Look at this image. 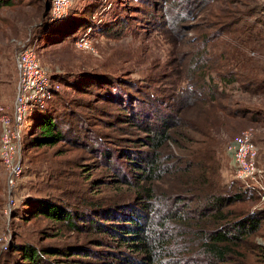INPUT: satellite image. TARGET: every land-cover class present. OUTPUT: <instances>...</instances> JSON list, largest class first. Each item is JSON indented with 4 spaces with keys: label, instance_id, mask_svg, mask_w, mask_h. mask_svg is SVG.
<instances>
[{
    "label": "rangeland",
    "instance_id": "obj_1",
    "mask_svg": "<svg viewBox=\"0 0 264 264\" xmlns=\"http://www.w3.org/2000/svg\"><path fill=\"white\" fill-rule=\"evenodd\" d=\"M14 3L0 8V106L11 109L13 105L15 59L25 44L35 50L49 76L57 78L52 80L53 96L37 107H53L62 117L76 113L78 121L99 137L101 146L116 147V143L142 133L112 117L120 112L117 102L139 98L167 100L185 84L182 80L187 64L205 51L201 64L207 60L205 71L211 73L213 80L206 75L205 79L210 80L204 81L209 83L207 86L218 84V91L222 89L228 95L229 98L219 100V109L226 110L195 103L178 115V130L203 139L201 147L213 148L222 184L235 182L241 189L245 187L257 194L258 200H248L240 206L264 207V91L244 90L248 83L264 81V0H74L58 15L51 13L50 3L45 23L38 9L40 0ZM77 20L87 24L64 37L71 21ZM107 28L112 31L107 33ZM116 31L117 35L111 34ZM205 33L207 43L198 42ZM82 36L88 40L87 46L77 44ZM221 54L224 55L219 58ZM188 66L193 70L195 63ZM228 70H234L238 80L223 86L216 71ZM200 73L195 71L197 76ZM85 74L98 75V80H90ZM101 108L110 115H103ZM236 108L241 109L243 118L226 115ZM39 111L35 108L27 113L22 123L24 133L29 132ZM244 131L252 133L258 147V167L263 175L258 184L242 182L234 176L227 151L228 145ZM97 151L63 141L28 148L23 154L24 168L14 190L11 214L4 211L8 199L5 169L0 163V264L10 261V245L24 241L59 248L82 246L90 252L111 249L129 256L137 254L112 244L98 246L93 240L98 237L96 234L76 232L42 216L27 221L18 217L24 201L33 196L80 207L81 202L127 192L114 169L106 168L100 161ZM123 169L129 171L125 165ZM256 239L264 242V232ZM76 257L74 261L94 264L90 256Z\"/></svg>",
    "mask_w": 264,
    "mask_h": 264
},
{
    "label": "trees",
    "instance_id": "obj_2",
    "mask_svg": "<svg viewBox=\"0 0 264 264\" xmlns=\"http://www.w3.org/2000/svg\"><path fill=\"white\" fill-rule=\"evenodd\" d=\"M14 2L0 0V8ZM50 3L51 0H40L38 9L44 23ZM84 24L87 22L71 21L63 36H69V31L72 33ZM105 31L109 33L112 29ZM207 38V33L202 34L198 42L207 43ZM203 53L195 55L187 64L182 80L185 84L176 88L167 100L139 98L117 102L120 112L112 117L142 132L136 133L132 140H122L116 147L101 146L99 137L78 121L76 113L62 117L53 107L37 106L33 109L40 111L29 132L22 136L23 154L28 148L53 146L59 141L98 150L100 161L106 168L114 169L127 192L81 202L80 207L33 196L24 201L23 212L18 217L27 221L42 216L70 230L96 234L98 237L93 240L98 246L112 244L137 254L129 256L111 249L90 252L82 246L59 248L24 241L10 245L8 264L85 263L74 261L76 256H90L94 264H264V242L256 239L264 232V207L240 206L245 201L258 200L257 194L245 187L241 189L235 182L222 184L220 164L213 148L201 147L203 139L178 130L180 113L195 103L226 110L219 109V100L229 98L228 95L222 89L218 91V84L207 86L209 83L204 81L206 75L211 80L213 77L211 73L206 74L207 60L201 64L205 58ZM192 63H195L194 69H188ZM197 69L201 71L198 76ZM85 75L90 80H98V75ZM236 75L234 70L216 71V78L223 86L237 82ZM54 76H49L51 81L57 80ZM252 84H246L244 90L264 91V81ZM99 111L110 115L105 108ZM226 115L243 118L241 109L237 108L228 110Z\"/></svg>",
    "mask_w": 264,
    "mask_h": 264
},
{
    "label": "built area",
    "instance_id": "obj_3",
    "mask_svg": "<svg viewBox=\"0 0 264 264\" xmlns=\"http://www.w3.org/2000/svg\"><path fill=\"white\" fill-rule=\"evenodd\" d=\"M74 0H51V13H64ZM86 37L77 44L87 46ZM17 81L11 109L0 106V163L6 171L7 202L5 213L15 206L17 182L23 173L22 123L27 113L53 96L49 73L40 64L35 50L22 44L15 59ZM231 156L234 176L242 182L258 184L262 171L257 165L258 147L250 131L238 135L227 147ZM262 191L258 189L260 194Z\"/></svg>",
    "mask_w": 264,
    "mask_h": 264
},
{
    "label": "crops",
    "instance_id": "obj_4",
    "mask_svg": "<svg viewBox=\"0 0 264 264\" xmlns=\"http://www.w3.org/2000/svg\"><path fill=\"white\" fill-rule=\"evenodd\" d=\"M232 166H233V164H232Z\"/></svg>",
    "mask_w": 264,
    "mask_h": 264
}]
</instances>
